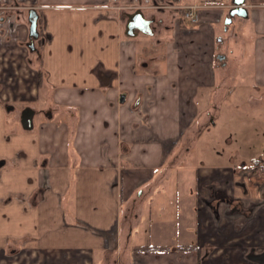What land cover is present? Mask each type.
Returning a JSON list of instances; mask_svg holds the SVG:
<instances>
[{
  "label": "crops",
  "instance_id": "0c3cea01",
  "mask_svg": "<svg viewBox=\"0 0 264 264\" xmlns=\"http://www.w3.org/2000/svg\"><path fill=\"white\" fill-rule=\"evenodd\" d=\"M138 1L0 0V264H264V0H140L152 49Z\"/></svg>",
  "mask_w": 264,
  "mask_h": 264
},
{
  "label": "water",
  "instance_id": "95a60500",
  "mask_svg": "<svg viewBox=\"0 0 264 264\" xmlns=\"http://www.w3.org/2000/svg\"><path fill=\"white\" fill-rule=\"evenodd\" d=\"M235 7H233L229 16L225 20V29H227L228 25L232 22L233 17L236 15L241 17H247V9L244 7L246 0H233ZM38 20L39 13L35 8L29 10V21L31 23V34L32 43L30 46L33 48V41L35 38H38ZM155 19H149L146 17L144 11L142 9H137L136 11L128 14V21L126 24L125 33L130 37H135L139 32L145 35H153L155 30L152 26V23ZM122 101H124V96L122 97ZM35 111L31 108H26L22 113V124L23 128L26 130L33 129V119H34ZM5 161H0V167L4 165Z\"/></svg>",
  "mask_w": 264,
  "mask_h": 264
},
{
  "label": "rangeland",
  "instance_id": "374dc122",
  "mask_svg": "<svg viewBox=\"0 0 264 264\" xmlns=\"http://www.w3.org/2000/svg\"><path fill=\"white\" fill-rule=\"evenodd\" d=\"M144 1L141 2L139 0L134 5L130 6L129 9H127V10L129 12H132L135 9H142L147 15L150 16L151 15L150 9L149 8H146V7H143V6H145L144 5L145 4ZM151 4H153V0L151 1ZM233 18H234L235 21H239L240 20V17H238V16H235ZM160 30H162V28H160ZM151 38H153V37L152 36H147V35H144V34H141L138 37H136L135 40L138 42L137 46L139 47V49H140L141 45H143V43H145V46L151 47L150 45H147L146 44V43L151 44ZM151 49H152V47H151ZM248 58H250L249 55H248ZM137 67H138V69L142 70V67L140 65H137ZM250 68L249 67L247 68V71H245V75L242 77V78H244V82H252V77L250 76ZM249 110H252V109H249ZM241 117H242V122H240L241 121ZM238 118H240L239 123L237 121H236V124H235V122H231L233 124V127H232L231 130H234L232 132L237 133L238 131L244 129L247 132V134L249 136H251L253 134L254 130H255L254 128H250V125H253L252 122L251 121H247V117H246V114L245 113H243V115L242 114H238L237 120H238ZM260 120L262 122L264 121V119L263 120L260 119ZM260 124H262V123H260ZM227 131H229V130H227ZM227 131H225V132H227ZM219 145L220 146H218V147H219V149H221V147L223 146V144L222 145L219 144ZM254 148L255 147H250V146H249V148H246L245 147V151L246 150L249 151L250 149H254ZM197 154L198 153L194 152V153H192L188 157V160L189 161H193V162H190L191 164L192 163H194V164L195 163H198V161H200V162L201 161H205V159H201L200 157L196 156ZM185 164H188V161H185ZM143 236L145 237V239L147 237V238H152L155 241L158 240L160 242H170L171 240L176 239L177 234L175 232H170L167 229H165V230L164 229H160V230H158V229H151L149 232L144 233Z\"/></svg>",
  "mask_w": 264,
  "mask_h": 264
},
{
  "label": "flooded vegetation",
  "instance_id": "af4514ba",
  "mask_svg": "<svg viewBox=\"0 0 264 264\" xmlns=\"http://www.w3.org/2000/svg\"><path fill=\"white\" fill-rule=\"evenodd\" d=\"M136 10L137 9H135L134 11H136ZM134 11H132V12H134ZM132 12H129V13H132ZM145 15L149 19H155V21L152 23V26H153L154 30L157 32L158 31V28L161 26L160 25V18L157 15H153V16L150 15L149 16L146 13H145ZM40 18L41 17H40V14H39V20H38V33H39V36H38V38H35L34 39V41H33V48H32V46H30V44L32 43V37L30 36V34H31V23L29 21V24H30V29H29L30 40L28 42V47H29V50H32V51H35L37 49V45H36V42L37 41L44 42V41H47V40H50L51 39L50 34L45 31L46 26H45L44 22L43 21H40ZM28 19H29V15H28ZM8 21H9V19H8ZM19 25H20V22L18 20H16V19H13L12 20V23L9 25V27L8 28L6 27L2 31V33H1L2 40L4 42H7L8 43L11 40L10 34L17 32V30L19 28ZM0 161H2V160H0ZM3 161H6V160H3ZM4 165H5V163H4ZM2 167H0V169Z\"/></svg>",
  "mask_w": 264,
  "mask_h": 264
},
{
  "label": "built area",
  "instance_id": "2783aa9c",
  "mask_svg": "<svg viewBox=\"0 0 264 264\" xmlns=\"http://www.w3.org/2000/svg\"><path fill=\"white\" fill-rule=\"evenodd\" d=\"M194 6H190L189 10L185 13L186 18L190 19L192 22L197 21V16L193 12ZM260 177L264 180V163L261 166H257Z\"/></svg>",
  "mask_w": 264,
  "mask_h": 264
},
{
  "label": "trees",
  "instance_id": "16d2710c",
  "mask_svg": "<svg viewBox=\"0 0 264 264\" xmlns=\"http://www.w3.org/2000/svg\"><path fill=\"white\" fill-rule=\"evenodd\" d=\"M153 249H155V248H153ZM161 249V248H160Z\"/></svg>",
  "mask_w": 264,
  "mask_h": 264
}]
</instances>
